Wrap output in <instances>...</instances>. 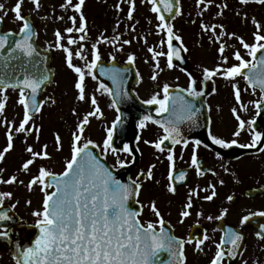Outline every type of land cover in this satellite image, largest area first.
Wrapping results in <instances>:
<instances>
[{
	"label": "flooded vegetation",
	"instance_id": "flooded-vegetation-1",
	"mask_svg": "<svg viewBox=\"0 0 264 264\" xmlns=\"http://www.w3.org/2000/svg\"><path fill=\"white\" fill-rule=\"evenodd\" d=\"M49 1L54 2L58 7L65 3V0ZM16 2L17 0H0V3L5 5L4 9L0 10V16L7 12V15L3 16L2 33L9 31L19 33L22 22L17 21L11 11ZM64 12L59 17H69L73 10L69 8L64 10ZM22 14L28 17L35 25L38 46L50 50L47 45L40 41L38 24L34 18V5L31 1H25L22 4ZM52 53L54 56L53 51ZM85 56L87 57V55ZM100 56L105 63L112 61L122 62L114 53H107V57L104 54H100ZM55 59L54 56L52 63L55 71L54 82L47 87L41 97L43 100L41 111L33 116V120L29 123V126L34 125L31 134L25 136L23 133L15 132V127H18L23 118V107L17 103L19 90L7 89L2 94L7 96V100L4 114L0 116V152H3V149L7 146L6 131L8 122H12L15 127L13 128V148L9 152L4 153V160L0 161V179L7 180L12 176H16L17 181L12 184L0 183V193H11L9 197H0V213H6L9 217L7 220H0V235L8 236L21 226L36 225L37 217L33 219L30 212L22 214L24 196H26L27 192H32L37 196L38 211H42L44 194L39 185L34 186L31 191L27 185L33 176L38 175V169L41 166L56 175H60L65 170L66 163L71 156L72 134L76 131L77 125L82 121L83 117L88 112L94 111L90 101L91 97L95 96L100 112L96 114L97 119L92 118V116L89 117V123L85 126V131L79 143L82 145L88 139H91L97 144V138V145H100V147L93 149L99 153L100 158L108 163L111 170H124L128 184L131 183V180L139 178L138 182L141 184V190L133 206L134 208L136 206L137 210L135 209V211L140 213L138 220L141 224L147 226L151 222L155 225L156 232H159L161 228L159 219L162 218L164 220L163 228L166 233L177 239L191 240L192 243L184 246L183 264H210L217 250L216 244L220 243L221 237L226 236L228 229H232L242 235L243 239L239 242L236 253L241 252L238 256L235 254V256L229 257L227 249L231 248V245L225 243V258L222 264H264V239H260L256 235L257 231H259V225L264 224V217H253L244 225L240 223L244 215H249L251 212L264 211V152L256 153L250 151L249 153V151L243 150H250V148H240L238 145H233L231 148H221L212 144L211 141L212 135L226 141L237 139L238 144L249 143L251 140L247 128L239 137L233 136L238 122L232 111L231 114H228V108L221 98L220 90L223 87L222 83L224 80L220 81L217 76H213L210 80L205 81L203 73L191 71L192 67L187 71H181L175 66L174 70L179 71L180 76L184 77L181 85L174 83L171 85L165 80L157 79L149 82L151 88L148 91L150 95L148 99L156 93H160V98H163L162 87L167 83L170 90H176V92H172L173 96H181L195 106L193 120H184L178 124L180 136L183 138L181 143L173 145L170 141H165L162 147H165L166 150L160 152L153 146V142L162 137L164 131L152 121L175 119V117L170 116L171 101L169 102V112L162 114L157 113L158 105H148L147 110L153 116V120L146 121L145 127L140 128V120L136 116L139 109L135 103L137 101L144 103L147 100L141 94L142 81L134 84L130 82L132 77H129L125 79V84H121V87L125 88L122 93H127L126 97L122 96L127 100V103L122 105L123 108L120 110L121 116L119 117L118 107L113 104L114 98L118 99L115 95L117 84L111 78L108 80L104 78L93 80L91 76H86V80H89L95 92L87 95L88 99L86 101H80L82 106L77 107V109L80 108L79 111L76 109L77 111H72L66 119H63L64 114L61 110H57L59 113L55 115H53V111L49 112L47 105L50 99L46 94L55 90V88L58 91L60 90L58 88L59 76L65 78L69 74H76L66 64H64L66 72L61 73L59 66L55 63ZM88 62H91V60L89 59ZM73 63L75 65L83 64V68L85 67V62L76 56L73 57ZM195 64L197 65L198 63L195 62ZM208 69L211 68L208 67ZM136 71L138 70L136 69L135 73H137ZM189 74L197 82V91H202L204 95L194 98L189 97L186 91H179V89H187ZM238 79L242 82L240 88L244 91L241 94V102L247 106L248 111H241L235 96H230L229 98V101L234 106L232 109L236 108L237 113L245 120L256 119L257 110L251 102L260 100L261 91L246 85L245 80L241 77ZM100 83L111 89L112 94L104 90H98ZM71 88V91L76 92L73 87ZM245 89L247 90L245 91ZM51 99L52 105L57 107L58 100L53 97ZM179 103L177 101V110H179ZM82 108H89V111L84 114ZM45 110L47 112L46 115L43 118L39 117ZM70 117L71 121H69ZM117 117L120 118L119 123H116ZM114 123H116V127L113 129ZM37 128L39 129L38 133L35 131ZM109 129L113 130L112 147L119 151L112 153L109 150L105 154L102 148ZM96 133H101L100 137H97ZM56 134H59L62 138V150L60 151H57L55 144ZM37 135L39 136L38 140ZM195 140L201 141V145L197 149V156L201 165L200 175H197L196 169L191 166L193 142ZM145 141H149V143H145ZM184 141L188 142L187 147L184 146ZM45 144L48 146L47 152L50 158H37L34 164L30 165L29 171H23L22 164L31 158L30 154L26 152V147L31 145L34 151L39 152ZM125 144L131 149V155L123 151ZM169 148L172 150L175 161L174 179L171 182L175 188L174 193L168 191L169 161L167 160V155L169 153L167 149ZM117 156L121 161L125 162L124 167H120L116 163ZM152 165H155L152 169L153 178L148 179L146 173ZM141 172H144L145 175L140 176ZM180 172L185 173L183 179H180ZM221 181H223V184H221ZM210 185L215 186L217 195L213 200L207 201L204 197L211 194ZM53 190V187L46 189L49 193ZM191 192L196 194L190 196ZM228 196H232L233 199L229 201L227 199ZM189 200L192 202V207L185 209V205ZM152 202H155L161 217L158 218L151 211L150 205ZM224 209H227V214L223 216V219H215ZM184 210L190 213L188 217H181L180 214ZM209 216H212L213 219L208 220ZM181 220H183L182 223ZM205 234L209 239L201 245L203 250L199 251L195 247L196 241L202 239ZM9 247V243L0 240V264H17V260L11 250H9ZM164 254L166 260L171 258L169 252L164 251ZM7 257H10L11 260L8 261Z\"/></svg>",
	"mask_w": 264,
	"mask_h": 264
},
{
	"label": "snow or ice",
	"instance_id": "snow-or-ice-1",
	"mask_svg": "<svg viewBox=\"0 0 264 264\" xmlns=\"http://www.w3.org/2000/svg\"><path fill=\"white\" fill-rule=\"evenodd\" d=\"M25 0H17L11 11L14 13L15 19L22 22V26L19 29V33H13L11 31L0 34V51L8 48L7 57H3L5 61V67L11 60H20V54L26 58H32L36 54V48L30 42L34 35L33 29L29 21L22 14V4ZM123 2V0H122ZM152 5L151 11L157 14V20L159 24L157 28L159 32H163L166 35V41L161 40V47L167 45V51H155L153 48H148V51L152 53V60L156 62V68H159L158 57L167 58V67L172 69L175 67L173 60H180L181 50L187 51L181 44L180 47H174L173 41H180L181 37L176 35L173 31L171 24L166 22L165 16L160 14V9L156 6V0H147ZM239 4L244 6L249 3H256L264 5V0H238ZM34 5V10L39 11L41 4L40 0H31ZM85 0H78V3L73 4V0H65V3L61 5V8L68 10L71 8L74 12L80 13L79 27H76V17L70 16L72 21V27H68L65 31L68 34L75 32L82 33L79 40L84 41L87 37L86 21L81 8L84 5ZM129 9L127 12V19H133V13L135 11V0H127ZM160 3L164 4V11L172 14V0H160ZM214 0H196L197 8L201 9L200 15L208 10V6L212 5ZM178 4V0H177ZM203 6V7H202ZM5 5L0 3V10H3ZM217 8L220 5H216ZM223 7H227L224 5ZM117 11L120 10V5H116ZM180 10L177 7L175 15H180ZM222 11L217 15H222ZM7 12L3 13L6 16ZM239 16L240 13H237ZM3 16H0V23L3 22ZM63 19V17H60ZM244 19H247L245 15ZM252 24L256 31L253 33L255 43L248 44L242 37H238L236 33H228L223 25L205 24L201 23L200 28L203 32H210V42L215 41L220 43L219 53L221 56V63L223 65L228 64V57L224 55L226 44L220 42L223 36H228L229 39L235 37L239 40L240 45L246 50L247 55L252 58L253 61L246 60L239 50L233 53V58L238 63L231 66L222 67L218 65L214 69H203V79L205 81L210 80L213 76L222 75L226 80H235L237 77H243V79L253 88L259 87L261 90V97L259 101H253L256 108V116H260L261 111H264V24H261L255 18H252ZM217 28L220 29V34H217ZM158 32V34H159ZM22 34L19 39H12ZM56 47L61 48L65 55V62L67 67L72 70L77 77L75 82V88L77 89V99L79 101H86L88 99L86 93V76H91L93 80L96 76L93 74V70L97 67L98 62L101 59L99 50L96 44L92 45V59L88 62L87 57L83 55V46L75 52V56L85 62V67H79L73 63V51L69 47L61 44L63 36L59 30L55 32ZM114 41H120L119 36L113 37ZM99 43L107 42L103 37L98 41ZM77 43L76 40L69 36L67 40L68 45ZM122 44H130L129 40H123ZM118 51L120 49H117ZM257 53H261L259 59H256ZM114 59V57H113ZM136 57L129 55L127 62L132 64L135 62ZM21 69L24 68V61L21 60ZM33 68L37 66L32 65ZM248 70L245 72V70ZM183 71V69H181ZM101 75H109L114 83L117 84L115 92L116 97L119 99L122 96L126 97L127 93H122V72L120 69H100ZM139 75V74H138ZM189 84L187 89H179L180 92H187L189 97H200L204 95L202 91H197L196 80L189 74ZM48 79L46 74L37 76L35 73H23V78L16 76L14 73H5L0 76V116H3L5 111V102L7 100L6 95H2L8 88L13 90H19V99L17 103L23 107V118L20 121L18 127H15L12 122H8L6 138L7 146L0 152V161L4 160V153L9 152L13 148V128L15 127L16 133H23L25 136L31 134L34 129L33 126H29L30 121L33 120V115L41 110L42 104L37 101V95L41 88V85ZM152 80L157 79V74L154 70L151 77ZM234 90L235 100L240 109L243 112H247L248 108L241 102V89L236 85H232ZM98 90H104L109 94H112V90L107 88L103 83L99 84ZM247 89H245L246 91ZM163 98H160V93H156L151 96L150 99L144 101L146 105H158L157 113L162 114L169 112V102L171 101V117L175 119H168L165 121H152L158 124L164 131V135L157 141L153 142V146L160 152L166 150L162 145L165 141H170L171 144H179L183 139L180 136L178 124L184 120H193L195 116V106L187 100H184L181 96H171L170 87L165 83L162 87ZM177 101H179V110H177ZM91 105L94 111L88 112L77 125L76 131L72 134L71 143V158L67 161L65 170L56 175L50 172L45 167L41 166L38 169V175L32 177L27 187L31 191L36 185L41 187V191L44 194L42 211H36L33 213L37 217L36 227L39 229V236L35 240L33 247H28L20 253L23 264H153V258L161 251L169 252L174 258L173 264H183L184 260V246L185 244L192 243L191 240L177 239L174 236L169 235L163 228L164 220L159 219L161 225L160 231L156 232L155 225L148 223L144 226L137 219L140 213L132 210L129 206V201L134 200L140 193L141 184L138 179L131 180L130 184H123L120 180L112 174V172L105 167L104 164L97 159V156L93 154L89 146L92 148L100 147L95 144L91 139H88L82 145L79 143L82 138V134L85 131V126L89 123V117L94 116L100 112L97 106V100L95 96L91 97ZM117 101L114 100L113 104ZM233 115L237 120V129L233 133L234 137H239L243 131L247 128L251 137L249 143L238 144L237 139L226 141L216 136H211L212 144L218 145L221 148H231L233 145H238L240 148H256L264 140V133L257 131L254 125L256 124L255 118L250 120L243 119L238 113L237 109H232ZM151 115H145L140 121L139 127L144 128L146 121H151ZM120 118L117 117L116 123H119ZM116 123L113 124V129L116 127ZM38 133L39 129H35ZM39 136L37 135V140ZM113 130L109 129L107 132V138L103 142V152L106 154L109 150L112 153H117L119 150L112 147ZM149 143V141H145ZM187 141H184V146L187 147ZM55 144L57 151L62 150V138L59 134L55 135ZM194 147L191 156V166L197 171V175L201 174V165L197 156V149L201 145L200 140L193 142ZM47 144L43 145L41 151H34L31 145L26 147V152L30 154L28 160L22 164V170L27 172L30 170V165L34 164L37 158L49 159L50 156L47 152ZM207 147V146H205ZM123 151L131 155V149L127 144L123 146ZM167 160L169 161V187L168 191L174 193L175 188L172 186L174 179V155L172 150L167 149ZM260 152H264V147H259ZM116 163L120 167L125 166V162L121 161L117 156ZM155 165H152L147 170V178H153L152 169ZM145 173L141 172L140 176H144ZM215 175V173H213ZM180 179L185 176L184 172H180ZM48 178H51V183H47ZM17 181L16 176H12L7 180L0 179V183L12 184ZM223 184V181H221ZM55 187V191L49 193L46 189ZM211 194L204 197L205 200L211 201L217 195L215 186H211ZM195 192H191L189 195H195ZM11 193H0V197H9ZM227 199L231 201L232 196H228ZM191 200L185 205V209L191 208ZM151 211L159 218L161 213L156 207L155 202L150 205ZM189 212L184 210L181 212V217H188ZM227 214V209L215 219H223V216ZM253 217H264V211L251 212L249 215H244L240 221L241 225L249 222ZM9 217L6 213H0V220H7ZM213 217L209 216L208 220H212ZM183 220H181V223ZM257 237L264 239V224L259 225V231L256 233ZM209 237L205 234L202 239L196 241V249L202 251L201 245L204 244ZM243 239L242 235L238 232L228 229L226 236L221 237L220 243L216 244V253L210 264H222L225 258V243L230 244L231 248L227 249V255L233 257L239 247V242ZM19 249V246H17ZM17 264H21L18 260Z\"/></svg>",
	"mask_w": 264,
	"mask_h": 264
},
{
	"label": "rangeland",
	"instance_id": "rangeland-1",
	"mask_svg": "<svg viewBox=\"0 0 264 264\" xmlns=\"http://www.w3.org/2000/svg\"><path fill=\"white\" fill-rule=\"evenodd\" d=\"M78 3V0H73V4ZM41 7L39 11L34 10V18L38 24V35L40 36L41 43L47 45L50 50L54 52L55 63L59 66L60 72H66L65 53L61 48L56 47L55 32L59 30L63 36L61 44L70 48L73 51V57L75 56L74 51H78L83 46V55H87V59H92V45L96 44L99 50V54L114 53L121 61L128 60V56L134 55L136 57L135 64L140 77L142 78L141 94L144 98H149V89L151 88L150 81L153 72L155 70L157 74V80H165L171 85H181L184 81V77H181L179 71L174 68L169 69L167 65L166 57H158L159 68H156V62L152 60V53L148 51V48H153L155 51H167V45L161 47V40L166 41V35L163 32H159L157 25V14L151 11L152 5L147 0H135V11L133 13V19H127V12L129 4L127 0H85L84 5L81 8L86 21L87 37L84 41H80L79 37L82 33L73 32L68 34L65 29L72 27V21L69 19L70 16H75L76 27H79V16L80 13H70L69 17L59 16L64 14L63 8L58 7L54 2L49 0H40ZM57 4V3H56ZM120 5V10L117 11L116 5ZM216 5H220L219 8ZM227 5V7H223ZM180 15L175 20L170 22L173 27V31L176 35L181 37L179 41L184 48L187 49L186 55L190 60L191 71L194 70L196 73H203L204 68L210 67L214 69L218 65L224 67L221 63V56L218 51L220 43L212 41L210 42V32H203L200 28V24H216L223 25L224 29L228 33H236L238 37H242L246 43H255L253 33L256 31L252 24V18H255L261 24H264V5L251 4L240 5L238 0H214V3L208 6V10L200 15L201 9L197 8L196 0H180ZM203 7V6H202ZM222 11V15H217L218 12ZM26 12V10H24ZM67 12V11H66ZM69 13V12H67ZM237 13H240L238 16ZM245 15L247 19H244ZM159 32V34H158ZM217 34H220V29L217 28ZM71 36L72 39L76 40L77 43L68 45L67 40ZM119 36L120 41H114L113 37ZM103 37L107 42L99 43L98 41ZM123 40H129L130 44H122ZM220 42L225 43L224 55L228 57L227 66L238 63L233 58V53L239 50L246 60L252 61V58L247 55V52L240 45L239 40L235 37L229 39L228 36H223ZM117 49H120L119 51ZM105 51V52H104ZM86 57V56H85ZM198 63L197 65L195 64ZM66 64V66L64 65ZM83 68V64H77ZM215 65V66H214ZM220 81H223V87L221 91V98L224 101L225 106L228 108V114H231L233 104L229 101L230 96H234V90L232 85L236 84L239 88L241 87V81L239 77L235 80H226L222 75H216ZM77 80L76 75H68L58 78L59 91L55 90L46 94L49 97V104L47 108L49 112L53 111V115L58 114L57 110L63 112V119H66L69 113L72 111H79L77 107H81L82 103L77 99V89L75 88V82ZM170 81V82H168ZM73 87L76 92L71 91ZM71 88V89H70ZM241 89V88H240ZM73 92V93H71ZM95 89L91 86L89 80H86V93L87 95L93 94ZM244 91L241 90V94ZM248 92V91H247ZM58 100L57 107L52 105V99ZM77 109V110H76ZM84 114L89 111L88 109L82 108ZM46 110L39 117L46 115ZM92 118L97 119L96 115ZM82 119V118H81ZM71 117L70 120L71 121ZM90 120V119H89ZM97 134V133H96ZM101 133L97 134L100 137ZM98 144V139L96 138ZM26 179V178H25ZM37 196L32 192H27L24 196L23 213L30 212L33 219L36 216L34 212L38 211ZM10 261V257H7Z\"/></svg>",
	"mask_w": 264,
	"mask_h": 264
},
{
	"label": "water",
	"instance_id": "water-1",
	"mask_svg": "<svg viewBox=\"0 0 264 264\" xmlns=\"http://www.w3.org/2000/svg\"><path fill=\"white\" fill-rule=\"evenodd\" d=\"M29 1V0H27ZM180 0H178V4H177V0H172V7H173V13L169 14L167 12L164 11V4L160 3V0H156V6L160 9V14L165 16L166 22L170 23L173 19H175V17L177 15H175V12L177 10V7L180 10ZM28 21L29 19L26 18ZM29 23L32 26L34 35L32 37V40L30 41L33 46L36 48V54H34V56L32 58H26L23 57L22 54H20V60H11L8 64V67H5V61L3 59V57H7L8 54V48L6 47L5 50L0 51V76H3L5 73H14L16 76H19L21 79L23 78V73L25 71H27L28 73H35L37 76L41 75V74H46L48 79L44 82V84L41 85V88L38 92L37 95V101H40V96L42 95V93L45 90V87L48 86L54 79L53 74H54V70L52 69L51 63L53 61V56L51 55V53L43 48H40L37 44H36V35H35V28L34 25L32 24L31 21H29ZM1 29H2V25L0 23V34L1 33ZM22 34L14 36V37H10V40L12 39H19L21 38ZM173 46L174 47H180V45L178 44L177 41H173ZM264 51V50H262ZM261 53H257V57L256 59H259ZM180 56L181 59L180 60H173V63L178 65L181 69L184 70H188L189 69V60L187 59L185 52L183 50H181L180 52ZM21 60L24 61V68L21 69L20 64H21ZM35 64L37 67L33 68L32 65ZM111 69V68H117V69H121L122 72V83L121 84H125L126 82V78L132 77L131 79V83L137 84L139 83V79L137 76V73H135L134 68L135 66L133 64H119L116 62H107L104 63L102 61L98 62L97 67L94 69V75L96 77H98L99 79L101 78H106L108 79V77H110L109 75H101L100 74V69ZM248 70L246 69L245 72H247ZM121 91H125V88L121 89ZM174 92H176V90H173ZM172 90H170V95L173 96V92ZM40 103V102H39ZM127 103V100H125V103ZM117 105V104H116ZM135 105L137 106V108L139 109L136 116L138 117V120H142L143 117L145 115H151V113L148 112V105L143 104L142 102L139 103L137 101V103H135ZM120 110L121 108H123V106H119L117 105ZM123 110V109H122ZM121 116V112L119 113V117ZM152 120H153V116L151 115ZM151 120V121H152ZM254 127L256 128V130H260L262 129V132L264 133V111H261L260 116L258 117V119L256 120V124L254 125ZM259 147H264V140L261 141V144L254 148L253 150H243V151H250L251 152H260L259 151ZM91 150H93L95 152V155L97 156V159L100 160V162L102 164L105 165V167H107L112 174L116 177V179L120 180L121 183L123 184H128V179L127 177L124 175V170L123 171H113L109 168L108 164L105 162V160L100 159L98 152L93 149L92 147H90ZM246 153V152H245ZM50 178H48L49 180ZM136 199V198H135ZM134 200H130L129 201V206L130 208H132V210H137L136 206L134 208L133 204L135 202ZM39 236V229L36 226H29V227H20L18 228V230L11 232L8 236H1L0 240H4L6 242H9L10 244V250L12 251L13 256L16 258V260H20L21 264H23V260L22 257L20 255L21 252H23V250H25L28 247H33L35 244V240L36 238ZM17 246H19V249L17 248ZM162 252V251H161ZM163 254H160V252L157 254L156 257L153 258V264H173L174 258L173 260H171L170 262L165 263L166 261H160V258L163 257ZM165 258V257H163Z\"/></svg>",
	"mask_w": 264,
	"mask_h": 264
}]
</instances>
